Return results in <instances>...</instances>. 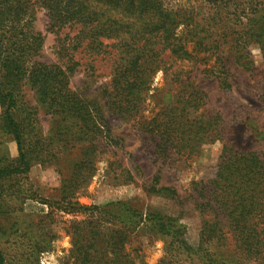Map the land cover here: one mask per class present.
<instances>
[{
    "label": "trees",
    "instance_id": "1",
    "mask_svg": "<svg viewBox=\"0 0 264 264\" xmlns=\"http://www.w3.org/2000/svg\"><path fill=\"white\" fill-rule=\"evenodd\" d=\"M204 2L206 15L198 21L194 7L172 9L163 0H0V132L16 146V157L0 165V205L2 181L26 174L32 157L42 155L36 150L40 141L34 132L35 115L24 108L17 88L26 75L25 61L38 54L42 37L22 28L21 21L34 4L47 12L49 29L78 28L67 46L61 47L67 52L63 67L34 61L28 73L40 104L71 120L84 135L85 143L77 148V158L61 180L58 200L43 202L49 213L83 216L69 222L71 246L62 264H134L126 247L146 218L132 201L90 206L76 201L77 192L95 175L94 154L115 145L104 113L133 123L152 143L153 155L161 164L186 166L204 146L222 141L220 115L205 110L207 94L187 78V71L170 73V68L206 64L214 58L221 86L229 90L230 70L252 69L251 43L260 47L264 57V0ZM237 21L245 24L242 31H235ZM225 45L230 51L224 56ZM79 49L109 61L102 102L87 100L70 88L69 79L79 65L73 54ZM158 72L169 76V88L153 86ZM160 172L158 167L143 191L172 202L180 216L197 215V251L206 263L233 264L236 259L240 264H264V152L223 143L213 178L193 182L186 198L174 187L161 185ZM115 176L134 182L127 169ZM171 216L157 213L151 223L171 236V251H187L186 229L176 225L179 216ZM0 264H4L1 252ZM159 264L183 263L173 254Z\"/></svg>",
    "mask_w": 264,
    "mask_h": 264
},
{
    "label": "rangeland",
    "instance_id": "2",
    "mask_svg": "<svg viewBox=\"0 0 264 264\" xmlns=\"http://www.w3.org/2000/svg\"><path fill=\"white\" fill-rule=\"evenodd\" d=\"M204 1L163 0L166 7L172 9L194 7L195 12L199 13L198 21L204 17L203 14L206 15ZM238 14L241 15V10ZM242 22H245L244 18ZM242 22H233L236 32L245 28ZM20 26L42 37L38 54L25 61L26 75L17 82L20 101L27 111L35 115L34 132L40 141L36 150L42 155L32 157L30 170L26 174L2 181L4 197L0 205V252L4 264H62L71 246L67 234L69 222L80 220L83 216L64 214L57 210L49 213L48 206L43 202L58 200L61 180L66 177L70 164L77 158V148L85 143L84 135L71 120L50 113L40 104L28 81V73L34 61L63 67L67 61V52L61 47L67 46L68 40L76 34L78 28L49 29L47 12L34 4ZM223 48L225 56L230 50L227 45ZM248 50L252 69L230 70L227 77L229 90L221 86L217 76L218 64H215L214 58L206 64L171 65L170 73L187 71V78L207 94L205 110L219 114L224 128L222 141L204 146L200 155L186 166H170L156 161L152 143L145 135L137 132L133 123L104 113L115 145L107 148L105 153L94 154L95 175L85 189L77 192L76 201L86 206L107 205L129 199L132 201V205L146 218L134 231L126 247L134 257V264H159L173 254L183 264H208L203 253L197 251V215L180 216L178 207L172 202L148 196L142 187L150 183L160 167L161 185L174 187L182 198H186L191 193L193 182H206L213 178L223 143L242 151L264 152V97H261L264 93V57L256 43H251ZM0 51H3V47ZM73 55L79 65L69 79L71 90L87 100L101 101V88L109 80V61L91 56L80 49ZM153 86L169 88V76L158 72ZM15 157L14 141L0 132V165L6 164L5 159L11 161ZM123 169L132 173L133 183L116 178L115 175ZM157 213L161 216L180 217L176 225L186 229L184 240L187 251H171L174 248L171 236L158 232L151 223ZM233 264L240 263L234 259Z\"/></svg>",
    "mask_w": 264,
    "mask_h": 264
}]
</instances>
